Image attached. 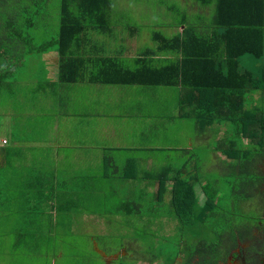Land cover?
I'll use <instances>...</instances> for the list:
<instances>
[{
  "label": "trees",
  "instance_id": "obj_1",
  "mask_svg": "<svg viewBox=\"0 0 264 264\" xmlns=\"http://www.w3.org/2000/svg\"><path fill=\"white\" fill-rule=\"evenodd\" d=\"M193 1L204 9L212 6L211 22L202 29L183 22L180 33L171 37L155 32L156 48L138 55L136 67L131 69L117 57L101 55L100 46L94 43L95 33L112 32L109 21L112 0H0V96L5 88L18 89L20 80L16 73L21 63L32 54L50 51L58 53V83L62 86L86 83L181 88L180 116L195 120L198 134L209 133V150L231 164L226 171L238 173L236 176L259 174L257 179L245 182L242 192L247 197L264 195V0ZM53 3L57 5L59 30L49 41L38 44L37 35L44 33L38 30L41 23L46 32L52 27L46 14ZM39 86L48 89L51 84L41 82ZM0 141L4 145L8 142L4 138ZM11 163L17 166L12 155L0 157V219L11 218L5 211L9 197L11 200L24 198L22 212L27 219L24 227H15L12 232L6 230L0 237H15L10 251L15 260L22 246L33 256L37 245L51 247L61 242L54 239L53 230L45 229L46 223L72 221V215L81 210L82 199L87 202L100 198L92 193L46 194V189L41 188L37 190L43 193L29 194L33 191L32 185L38 181L42 185V180L26 179L18 172L19 167L12 172ZM194 176H177L173 181L167 179L168 174L163 179L155 178L152 184H159L155 200L159 204L166 198L169 200L172 218L179 222L181 232L216 234L212 224L208 225L224 218L215 201L216 193L206 192L207 185L198 175ZM118 178L120 184L114 186V193L103 196L99 204L108 209L118 199L114 213L125 217L143 216L142 205L132 199L139 192L132 189L131 194H122L119 191L124 185H128L124 187L126 190L134 187L128 183L131 178L124 172ZM199 187L206 198L202 206L198 200ZM245 222L231 226L229 241L235 242L245 227L257 225L254 218L247 225ZM61 227L56 225L54 230ZM227 233L226 230L219 232V239L215 240L212 235L209 239H196L190 245L182 243V251L169 264L179 258L182 264H217ZM38 252L50 261L62 255L52 254L50 248ZM52 261L51 264H56Z\"/></svg>",
  "mask_w": 264,
  "mask_h": 264
},
{
  "label": "rangeland",
  "instance_id": "obj_2",
  "mask_svg": "<svg viewBox=\"0 0 264 264\" xmlns=\"http://www.w3.org/2000/svg\"><path fill=\"white\" fill-rule=\"evenodd\" d=\"M112 1L113 8L110 12L109 20L112 32L109 35L95 33L94 43L100 46L101 51L99 53L101 55L117 57L124 66L131 69L136 67L135 59L138 55L146 49L154 50L156 48V44L153 41L155 32L159 31L168 37L177 35L180 33V29L184 27L180 28L183 22L186 25H193L202 29L211 22L213 16L212 6L209 11L202 14L201 6L193 0ZM56 7L55 3L50 4V9H48L46 14L52 22V27L48 32L42 28L43 23L38 28L40 33L44 31L43 34L41 33L42 35H37L38 44L43 43V41H49L59 30ZM132 31H134L132 33L134 34L133 38L131 37ZM56 54L58 53L51 51L32 54L24 63H21L16 73V77L20 80L18 89L15 90L13 88L10 91L5 88L2 90L0 96V138L8 139L9 147L7 149L13 148L12 146L16 145L17 140L22 142V145L27 144L22 139L31 140L32 144L39 143L44 145L46 143L47 139H45V136H47L50 123L53 122L54 113L52 112L54 109L49 110L52 119L48 115L49 112L42 111H48V107L58 103V99L47 87L39 86V83L55 82L59 84L58 65L54 59V56L58 57ZM171 89L174 90V88ZM177 104L178 102L176 101ZM188 133L194 134V129L187 122L184 127V134ZM182 136L183 134L179 137ZM174 145L175 142H172L170 147ZM201 146L199 148L195 147V158L192 161H188L187 164L191 166L194 162L197 163L199 161L198 167L200 171L197 175L207 185V188H205L206 192L210 193V195L216 193L215 201L220 213L224 215V218L218 222L212 223L211 221L208 225L212 224L214 232L219 233L226 230L228 233L225 239L228 240L231 237V230H229L231 226L239 225L243 221H246L247 225L249 220L259 218L263 205L261 198L259 196H251L249 198L242 192L245 182L257 179L259 174L253 172L254 174L243 173L240 176H236L238 173H230L225 170L226 167L229 168L231 166L230 162L220 158L218 159L219 162H217V159H213L211 154L207 153V149L205 147L201 148ZM43 149L35 150L34 152L31 149V151L26 152L28 154L31 152L34 159L38 162L43 159L41 154ZM3 151V149H0V154ZM214 154L217 155L218 153ZM140 156L136 153L134 155L119 154L118 163L116 164L118 168H112L114 174L123 175L122 170L126 160L128 158H139ZM177 156L181 155L177 154ZM140 158H142L139 165L140 172H145L146 163L144 161L147 157ZM152 159L156 163L155 166L161 169L164 168V165L173 164V162L165 163L166 159H168L165 154H154ZM35 160L31 159L36 164ZM137 161L139 162V160ZM180 164L177 162V165ZM10 167L12 172L18 169L13 163H11ZM21 169L18 172L21 175H25L28 167ZM112 169H109V171L111 172ZM116 170L119 172H116ZM154 172L156 173L157 171ZM167 179H170L169 176ZM111 180H113L112 184H120L119 178H111ZM14 181L16 182V180ZM138 184H143V182L139 181L137 186ZM124 187L126 188L128 185H124ZM124 187L119 188L122 194H131L133 190L139 192L132 199L142 205L141 211L144 217L140 215L125 217L117 212L114 213V205L116 206L118 199L108 209L103 207V205L99 204L102 202L101 198L114 193V190L104 188L107 195H94L99 197L100 200L95 199L85 202L82 199L79 203L81 210L72 215V221L62 220L58 224L46 223L48 227H45V229L53 230V233L56 234L54 239L61 242H57L51 247L37 245L38 250L33 252V256L27 254L24 250L26 247L22 246L19 248L20 254L18 257L12 260L11 245L16 239L13 236H1L0 264H46L47 262L51 264L52 260H45L38 252L46 251L49 248L53 251L52 254L62 253L61 256L53 259L52 263L56 264H107V262H110L109 264H169V261L177 255V252L182 251V243L190 245L196 239H209L212 235L214 240L215 238L219 239L218 233L207 232L203 234L204 232L190 230L181 232L179 222L172 218L169 200L166 198L162 203H157L154 187L146 188L148 192L142 188L143 186L136 189L131 187L128 190ZM198 190L199 206H202L206 198L203 194V189L199 187ZM8 200L10 203L5 211L11 215V218L6 217L7 220L0 219V233H4L6 230L12 232L16 229L15 227L20 229L26 224L27 218L22 212L24 198L15 197L11 200V197H9ZM45 207L47 208V206ZM106 211L113 214H107ZM263 215L264 209L261 213V216ZM56 225H61L62 227L54 230ZM98 251H102L108 257L117 255L118 258H103L100 254L101 252ZM154 255L155 258H151ZM121 257L123 258L117 261Z\"/></svg>",
  "mask_w": 264,
  "mask_h": 264
},
{
  "label": "crops",
  "instance_id": "obj_3",
  "mask_svg": "<svg viewBox=\"0 0 264 264\" xmlns=\"http://www.w3.org/2000/svg\"><path fill=\"white\" fill-rule=\"evenodd\" d=\"M200 10L204 14L210 8ZM57 58L54 56L56 61ZM50 84L48 90L56 96L58 103L48 107V111H42L48 113L54 109L46 143L32 144L31 140L22 139L27 144L22 145L17 140L13 148L7 149L9 141L5 145L0 142V149L4 150L0 157L12 155L16 167H28L23 175L26 179L42 180V185L39 181L32 185L33 191L29 194L43 193L37 190L39 188L46 189V194H105L104 188L113 190L116 187L111 178L120 175H115L112 168H118L116 164L121 153L147 157L145 172H140V157L128 158L122 172L131 178L129 184L135 188L143 186L146 191V188L154 187L155 194L159 185L152 184L155 178L163 179L168 174L173 181L177 176L193 178L199 173V161L191 166L187 164L195 158V147L202 145L213 159H225L209 150V133L198 134L197 122L180 116L176 101L183 92L181 88ZM48 115L52 119L50 112ZM187 122L194 134H184ZM181 134L183 136L179 137ZM172 142L175 145L170 147ZM31 149L33 152L43 149V159L37 162L31 152H26ZM158 153L168 158L165 163L173 164L164 165L162 169L156 167L152 155ZM177 162L181 164L177 165ZM139 181L143 184L137 186Z\"/></svg>",
  "mask_w": 264,
  "mask_h": 264
},
{
  "label": "flooded vegetation",
  "instance_id": "obj_4",
  "mask_svg": "<svg viewBox=\"0 0 264 264\" xmlns=\"http://www.w3.org/2000/svg\"><path fill=\"white\" fill-rule=\"evenodd\" d=\"M259 197L263 205L257 219V225L245 227L243 232L241 230V234L237 236L235 242L229 240L224 242L219 252L220 258L217 264H264V215L261 216L264 209V195ZM174 264H182L181 258L177 259Z\"/></svg>",
  "mask_w": 264,
  "mask_h": 264
},
{
  "label": "water",
  "instance_id": "obj_5",
  "mask_svg": "<svg viewBox=\"0 0 264 264\" xmlns=\"http://www.w3.org/2000/svg\"><path fill=\"white\" fill-rule=\"evenodd\" d=\"M98 252H101L100 254L102 255L103 258H104V257H108L106 254L102 253V251H98ZM108 258H114V259H117L118 256H117V255H114V256H112V257H108ZM109 263H110V262H109ZM109 263L107 262V264H109Z\"/></svg>",
  "mask_w": 264,
  "mask_h": 264
}]
</instances>
